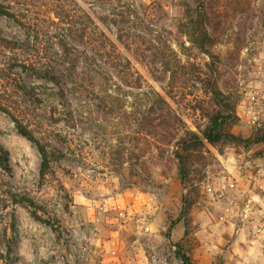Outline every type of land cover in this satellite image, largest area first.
<instances>
[{
	"label": "rangeland",
	"instance_id": "rangeland-1",
	"mask_svg": "<svg viewBox=\"0 0 264 264\" xmlns=\"http://www.w3.org/2000/svg\"><path fill=\"white\" fill-rule=\"evenodd\" d=\"M12 9L28 25L0 17V264H182L179 245L192 264H264V142L202 136L216 87L231 132L264 137V0ZM12 117L57 155L46 176ZM192 133L204 147L183 152Z\"/></svg>",
	"mask_w": 264,
	"mask_h": 264
},
{
	"label": "trees",
	"instance_id": "trees-1",
	"mask_svg": "<svg viewBox=\"0 0 264 264\" xmlns=\"http://www.w3.org/2000/svg\"><path fill=\"white\" fill-rule=\"evenodd\" d=\"M28 0H0V17H6L18 22L22 27H26V24L20 19V17L24 16L23 20H26L25 15H18L12 9V4L21 5L27 3ZM199 8L204 9V1L205 0H194ZM5 44V48L12 49H21L22 47L19 44L11 43L6 40L2 41ZM51 80H55L54 76H49ZM215 106L217 110L210 116L208 125L202 133L203 139L206 140L209 144L213 146L221 145V144H254V143H263L264 137H254L252 139H242L234 135L230 128L237 121L238 116L236 113L235 104L231 103L228 99L224 98L221 91L216 87L210 88ZM2 111L6 112L7 109L0 107ZM15 125L17 127V131L26 139L33 142L41 156V176L44 177L49 171L50 164L56 160L57 155L54 153H50L45 145L39 142L33 134L25 128V126L16 118L12 117ZM203 139H201L198 135L192 133L188 138L183 139L181 142L182 151L191 152L197 151L200 148L204 147ZM6 155V154H5ZM177 159L179 161V169L182 175V178H186L187 174L185 172V166L183 163L184 156L182 153L177 154ZM4 161L7 162V159L4 158ZM7 165V163H5ZM5 165V169L8 171V167ZM18 203L29 204V208H32L35 203L27 198H21L19 201L16 199ZM33 216H37L36 212H32ZM179 259L182 264H192L191 258L184 252L183 248L179 245V250L177 252Z\"/></svg>",
	"mask_w": 264,
	"mask_h": 264
}]
</instances>
